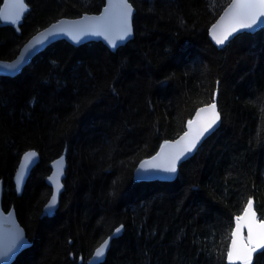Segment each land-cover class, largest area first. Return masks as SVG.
I'll return each mask as SVG.
<instances>
[{"label": "trees", "instance_id": "1", "mask_svg": "<svg viewBox=\"0 0 264 264\" xmlns=\"http://www.w3.org/2000/svg\"><path fill=\"white\" fill-rule=\"evenodd\" d=\"M128 1L133 37L115 50L62 39L14 77L0 75L2 207L15 209L31 241L11 264H88L109 236L95 264H232V231L248 201L264 219V27L219 48L208 30L230 0ZM26 3L20 24L0 22V59L58 18L104 6ZM211 101L220 124L176 178L137 180L138 162ZM29 149L39 160L19 193L15 173ZM59 156L63 190L48 213L45 178ZM251 264H264V250Z\"/></svg>", "mask_w": 264, "mask_h": 264}, {"label": "water", "instance_id": "2", "mask_svg": "<svg viewBox=\"0 0 264 264\" xmlns=\"http://www.w3.org/2000/svg\"><path fill=\"white\" fill-rule=\"evenodd\" d=\"M234 2L235 0H230L208 30L210 39L219 48H224L226 44L238 33H253L264 27V24L259 23L260 20H264V16H262L258 17L257 24H254L252 29L238 28L235 32H229L234 15L232 9ZM127 3L131 5L128 0ZM23 5L24 6L20 5L19 0H3L0 6V22L4 25H14L15 23L20 24L29 9L26 0H23ZM124 11L125 10L122 7L121 0H104V6L98 13H84L78 17L58 18L57 20L49 23L47 26L37 30L24 42L16 56L13 58L14 60L11 59L13 60L12 65H16L14 68L15 71H19L25 64L27 65L36 54L38 55L48 46L62 39L73 45H78L88 41H101L109 49L115 50L133 37L132 18L135 9L131 5V11L128 17L131 33L129 35H124V38L121 39L124 26ZM41 33H43V35H41ZM225 34H227V38H224ZM217 38L224 39V42L222 44H218L216 42ZM37 40H39V43H37ZM212 104H215V113L218 114L219 118L211 125V127H207L205 129V124L212 117L213 113L211 110L204 112H201L200 110L202 108H208V106ZM219 124L220 112L215 101H211L206 105L198 107L192 117L186 122L185 130L179 136L172 140L163 142L153 155L143 158L138 162L134 170L135 178L143 181H173L176 178L179 163L193 155L204 139L210 136L211 133L218 128ZM31 153H34L35 155L26 159V156ZM38 160L39 153L35 149H29L22 154L15 173V183L19 193L22 191L27 177ZM173 161L175 163V172L167 170ZM49 166L50 173L45 178V182L50 187L51 194L44 207V210L48 213L58 207L59 197L63 190L66 159L64 156L56 157L51 161ZM18 173H22V179L20 180H18ZM53 196L56 198V203L54 205L51 203ZM1 197L2 181H0V250H6L12 245H16V247L10 253V258L6 261L0 260V264H11L22 249L30 246L31 241L27 238L23 227L18 222L14 209L12 208L9 211H5L1 208ZM251 202V213L240 222L241 236L243 237V242L245 243L247 242L248 236V222L251 220L256 223H264V219H258L254 202ZM242 215H244V211L240 216ZM236 225L237 221L232 231L228 252L232 250V239ZM20 237L23 238L22 242L20 241ZM110 239L111 237H107L94 249L91 256L87 260L88 264H95L102 261L109 247ZM236 239L239 244L241 242L240 236H237ZM105 241H107V247L103 255L96 257V249L99 248ZM263 250L264 247L256 248L251 253V259L254 257L255 253ZM236 263L241 262L237 260L234 264Z\"/></svg>", "mask_w": 264, "mask_h": 264}, {"label": "snow or ice", "instance_id": "3", "mask_svg": "<svg viewBox=\"0 0 264 264\" xmlns=\"http://www.w3.org/2000/svg\"><path fill=\"white\" fill-rule=\"evenodd\" d=\"M21 6L23 5V0H19ZM122 7L124 8V26H123V34L121 39L124 38V35H129L131 33L130 24L128 22V17L131 11V5L127 3V0H121ZM232 9L234 12L233 20L231 23V27L229 32H235L238 28H248L252 29L254 24H257L258 17L264 16V0H235L232 5ZM260 24H264V20L259 21ZM258 26V25H257ZM55 27V26H53ZM215 27V26H214ZM43 35V33H41ZM227 38V34L225 37ZM216 42L218 44H222L224 39L217 38ZM39 43V40H37ZM27 51V49H26ZM23 58V57H22ZM10 68H15L16 65H8ZM215 104L209 105L208 108H202L200 111L204 112L207 110H211L213 115L205 124V129L207 127H211L213 123L219 118L218 114L215 113ZM203 131V130H202ZM187 135V134H186ZM34 153L28 154L26 159L30 156H34ZM168 171L175 172V163L169 166ZM22 179V173H18V180ZM52 205L56 203V198L53 196ZM252 202L248 201V205L244 210V215L237 217V225L236 229L233 233L232 239V250L228 252L229 261L234 264L235 261H240L241 264H251V253L256 248L264 247V223H256L254 221H249L247 224L248 228V236L247 242H243V237L241 236V221L248 217L251 213ZM254 215V213H253ZM119 231V229H117ZM240 236L241 242L238 244L236 237ZM22 237H20V241L22 242ZM16 245H12L6 250H0V260H8L10 258V253ZM107 247V241H105L99 248L96 249L95 256L100 257L103 255L105 249Z\"/></svg>", "mask_w": 264, "mask_h": 264}, {"label": "bare ground", "instance_id": "4", "mask_svg": "<svg viewBox=\"0 0 264 264\" xmlns=\"http://www.w3.org/2000/svg\"><path fill=\"white\" fill-rule=\"evenodd\" d=\"M40 29V28H39ZM24 44V43H23ZM21 48V47H20ZM41 53V52H40ZM37 55V54H36ZM35 55V56H36ZM39 55V54H38ZM37 55V56H38ZM16 56V55H15ZM14 56V57H15ZM13 57V58H14ZM12 58V59H13ZM34 58H36V57H33L32 58V60L34 59ZM14 60V59H13ZM13 60H4V59H0V75L1 76H7V77H14L15 75H17V74H19L22 70H23V68L24 67H26L27 65H29L31 62H32V60L26 65H24L19 71H15V69L14 68H10V67H8V65H12V61ZM194 108V107H193ZM189 113V112H188ZM185 117V116H184ZM183 117V118H184ZM187 118V117H186ZM230 212V211H229ZM231 213V212H230ZM229 214V213H228ZM230 215H232V214H230ZM228 216V215H227ZM229 218H231L230 216H228ZM226 219V218H225ZM219 224V223H218ZM223 224H224V227H225V223L223 222ZM120 226V225H119ZM217 226H219V225H217ZM221 226V225H220ZM223 227V228H224ZM120 228V227H119ZM219 228H221V227H219ZM113 233V232H112ZM110 234V233H109ZM113 235V234H112ZM114 236V235H113ZM105 237V236H104ZM107 237V236H106ZM109 237H111V236H109ZM104 239V238H103ZM99 245V244H98ZM97 245V246H98ZM94 249V248H93ZM88 257H90V256H88Z\"/></svg>", "mask_w": 264, "mask_h": 264}, {"label": "rangeland", "instance_id": "5", "mask_svg": "<svg viewBox=\"0 0 264 264\" xmlns=\"http://www.w3.org/2000/svg\"><path fill=\"white\" fill-rule=\"evenodd\" d=\"M19 51V50H18ZM18 53V52H17ZM51 163V162H50ZM50 165V164H49ZM1 208L3 209V207H2V197H1ZM13 207H11V208H9V210L10 209H12ZM14 209V208H13ZM9 210H7V211H9ZM14 211H15V209H14ZM15 215H16V212H15ZM16 218H17V215H16ZM17 220H18V218H17ZM18 222H19V220H18ZM20 223V222H19Z\"/></svg>", "mask_w": 264, "mask_h": 264}]
</instances>
